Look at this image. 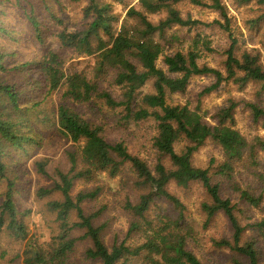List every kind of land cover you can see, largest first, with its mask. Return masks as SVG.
<instances>
[{
    "label": "trees",
    "instance_id": "1",
    "mask_svg": "<svg viewBox=\"0 0 264 264\" xmlns=\"http://www.w3.org/2000/svg\"><path fill=\"white\" fill-rule=\"evenodd\" d=\"M235 1L240 6L254 3L262 8V15L250 22L252 27L264 20V0ZM86 2L83 15L87 23L75 30L66 28L57 37L62 48L74 51L79 58H94L95 79H89L83 72L66 69V62L58 54L48 52L39 61L20 64L17 68L21 72H39L36 82L30 81L28 90H22L1 79L7 68L5 56L0 53V179L7 185L0 207V237L4 230L23 241L28 236L24 214L14 200L16 180L7 176L5 160L12 152H26V146L33 141L32 120L39 117L40 123L53 121L57 131L80 148L79 153L69 154V171H57L52 186L37 192L39 198L61 194L60 200L48 203L49 210L57 215L61 234L47 249L27 242L24 264H68L76 243L86 239L92 241V247L86 252L85 259L97 264H204L188 248V240L193 234L186 224L181 202L168 190L171 183L182 189L198 184L205 191L208 201L201 205L206 216L205 226L214 222L218 215L226 219L230 237L214 241V245L229 251L233 264H264L259 246V239H264V194H257L251 186L236 188L240 201L261 214L260 220L244 224L238 216L244 212L238 210L231 198L223 197L220 184L213 182L211 169L193 164L194 155L213 142L224 155L223 162L216 167V175L222 179L232 180L240 163L250 168L260 166L264 137L256 136L250 140L244 137L235 129V112L243 105L254 124L264 128V107L258 103L230 100L213 116L215 124L212 125L205 122L200 108L167 103L168 94L185 93L194 77L214 79L203 96L224 84H233L240 91L256 84L261 86V92L264 91V64L260 51L238 54L237 41L232 40L222 67L211 68L199 63L202 58L198 49L200 35L188 49H184L186 40L176 35L168 36L175 27L191 31L208 26L190 16L184 17L178 8L184 2L216 11L222 22L213 24L231 32L228 10L222 0H140L139 7L130 8L128 20L117 28L119 19L111 4L104 0ZM150 16L162 17L155 22ZM54 19L63 25L61 20ZM29 20L42 41L40 23L32 16ZM0 31L5 32V29L0 27ZM203 47V51L214 52L207 42ZM160 59L164 68L157 65ZM102 75L109 77L110 84L121 90L118 98L101 88L97 78ZM149 85L151 90L146 92ZM63 86L66 87L65 97L76 103L96 101L111 110L122 108L124 119L135 124L153 121L156 134L152 147L158 157L157 163L151 167L146 160L130 153L123 142L109 143L102 127L66 105H60L56 110L48 105L41 107L42 94L48 97ZM180 143H185V148L178 153L176 146ZM36 168L41 176L49 177L46 162H38ZM125 168L133 178L131 190L136 194L134 201L128 196L124 206L134 217L129 235L136 234L143 240L138 246L115 242L109 247L101 235L103 227L94 224L101 212L87 215L83 208L85 203L96 200L102 189L81 191L75 196L73 192L79 180L93 182L102 173L117 178ZM157 201L169 202L179 210V215L174 219L165 215L158 220L150 219L148 213ZM73 213L77 220L71 222ZM78 229L85 234L73 238L72 233Z\"/></svg>",
    "mask_w": 264,
    "mask_h": 264
},
{
    "label": "rangeland",
    "instance_id": "2",
    "mask_svg": "<svg viewBox=\"0 0 264 264\" xmlns=\"http://www.w3.org/2000/svg\"><path fill=\"white\" fill-rule=\"evenodd\" d=\"M104 1L112 5V11L119 19V23L115 25L117 28L128 20L127 13L130 8L139 7L140 0ZM206 1L209 2V0ZM222 2L228 10L231 32H226L218 25L213 24L215 21L222 22L216 11L195 7L184 2L178 5L182 15L190 16L193 20H199L208 26H200L191 31L175 27L168 32V36L176 35L186 40L184 49H188L194 45L193 40L200 35L201 42L198 49L202 52V58L199 63L211 68L222 67L226 58L225 53L230 48L232 40L237 41L238 54L244 51L259 50L264 64V20L256 27H252L250 23L262 15V8L254 3L240 6L235 0H222ZM87 4L86 0L80 2L72 0H0V27L5 29V32L0 31V53L5 56L7 68V71L1 75V79L15 88L28 90V84L30 81L31 83L36 82L39 72H21L17 68L20 64L39 61L48 52L58 54L66 62V69L83 72L89 79H95L94 58H79L74 51L62 48L57 37L66 28L75 30L87 23L83 15V9ZM29 16L40 23L42 41L38 39ZM54 17L61 20L63 25L57 23ZM161 17L150 16V19L156 22ZM204 42L209 43L214 52L203 51ZM157 65L164 68L162 59L158 61ZM105 76L97 78V82L103 90L118 98L121 90L111 85L110 78ZM213 83L214 79L211 77H194L185 93L168 94L167 103L171 106L188 105L192 109L200 108L205 122L212 125L215 124L213 116L219 109L226 107L230 100L258 103L264 107V91L261 92L259 85L250 84L240 91L233 84H224L217 91L203 96V92ZM32 88L34 89V87ZM150 90L151 86L149 85L146 92ZM65 92L66 87L63 86L48 97L42 94L41 107L48 105L56 110L60 105H66L85 119L102 127L103 135L109 143L123 142L130 153L146 160L151 167L157 163L158 157L152 147L156 134L153 121L135 124L124 119L125 114L122 108L111 110L103 103H96V101L79 104L65 97ZM242 106L235 112V129L249 140L256 136L264 137V128L259 124H254L250 112ZM39 120V117L32 120L33 141L26 146V152H12L10 157L5 160L8 165L7 176L16 180L14 200L18 210L24 214L23 221L28 236L23 241L16 239L4 230L0 237V264H24L27 242L47 249L53 239L61 234L57 215L48 207L49 202L60 200L61 194L39 198L37 192L40 188L52 186L57 171H69L71 166L69 154L79 153L80 147L65 139L53 126V121L40 123ZM184 148L185 143H180L176 146V151L180 153ZM223 160L224 155L221 148L213 142H209L194 155L193 164L198 168L211 169L213 182L220 184L223 197L231 198L233 203L237 204L238 210L244 212L238 215L244 224L260 220L261 214L257 210L249 208L240 201L236 188L245 189L251 186L257 194H264V152L259 155V160H262L260 166L250 168L248 165L240 163L236 167L233 179L229 181L216 175V167ZM38 162L47 163L48 178L37 172ZM132 179L131 174L125 168L117 178H111L107 173H102L93 182L79 180L75 183L74 196L81 191L102 189L97 199L85 203L83 208L87 215L101 212L94 224L96 227H103L101 235L109 247L115 242H126L127 246H138L142 243V237L139 238L136 234L129 235L130 224L134 221V217L124 208L128 196H131L133 201L136 198V194L131 190ZM6 190V182L0 179V207L4 201ZM168 190L181 202L186 224L192 231L193 238L188 240L189 250L194 252L204 264H233L231 253L214 245V241L230 237L226 219L222 215H218L214 222L208 227L205 226L206 216L201 210L202 203L208 201L205 191L198 184L182 189L175 183H171ZM164 215L174 219L179 215V210L167 201H157L148 213L150 219L156 220ZM76 220L73 213L71 222ZM84 234L85 231L78 229L72 233V236L78 239ZM259 242L264 255V239H259ZM91 247L90 239L79 240L74 251L70 254L68 264H97L85 259V254Z\"/></svg>",
    "mask_w": 264,
    "mask_h": 264
}]
</instances>
